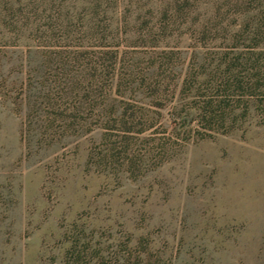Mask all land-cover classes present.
<instances>
[{
    "label": "rangeland",
    "instance_id": "374dc122",
    "mask_svg": "<svg viewBox=\"0 0 264 264\" xmlns=\"http://www.w3.org/2000/svg\"><path fill=\"white\" fill-rule=\"evenodd\" d=\"M0 264H264V0H0Z\"/></svg>",
    "mask_w": 264,
    "mask_h": 264
}]
</instances>
